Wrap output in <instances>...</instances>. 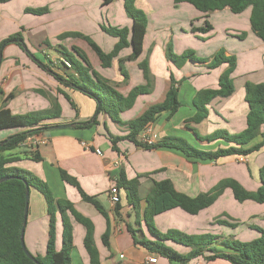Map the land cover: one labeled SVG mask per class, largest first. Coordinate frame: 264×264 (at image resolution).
I'll list each match as a JSON object with an SVG mask.
<instances>
[{"label": "crops", "instance_id": "0c3cea01", "mask_svg": "<svg viewBox=\"0 0 264 264\" xmlns=\"http://www.w3.org/2000/svg\"><path fill=\"white\" fill-rule=\"evenodd\" d=\"M12 1L14 0H10ZM6 4L11 6L9 1L0 3L1 20H10L13 14L9 8H6ZM94 4L102 6V0H94ZM104 6L110 9L106 26L131 29L132 19L124 9L121 0H113ZM40 7L47 9V12L43 15H32L23 11L32 16L28 18L29 22L43 21V25L49 29L42 28L43 30L39 31L43 35L33 45L35 50L32 48V52L30 51L34 57L39 60L43 59L44 54L47 58L57 57L43 45L46 40L52 45L60 44L67 49L76 46L86 54L92 68L104 79L109 80L122 96L126 97L133 88L144 86L147 83L149 92L139 95L130 109L119 114L121 123L114 122L104 113L97 114V104L93 99L78 91L63 88L49 72L41 70L19 47L9 44L2 50L0 62V89L2 91L0 108H6V104L9 105L16 101L12 108L13 110L18 109L15 113L26 114L49 109L51 101L57 99L61 108L60 117L46 120L39 126L72 125L65 129H47L28 136L16 150L5 153V155L11 154L20 158L19 161L9 166L26 170L38 177L47 185L55 200L68 201L77 213L91 222L93 242L99 254L100 264H149L147 260L150 257H156L155 264H180L168 262L133 244L127 227H136L134 224L136 215L128 205L125 193L119 190L121 208L119 216L115 217L114 206L109 202L108 190L114 185L121 171L128 180L137 179L140 220L146 204L145 197L153 181L169 180L178 193L191 198L209 192L225 179L235 180L248 191L258 188L260 184L259 176L256 175L259 171L258 157L264 153V145L247 156H227L216 161H191L178 152L157 147L162 139L172 137L184 139L199 150L216 151L219 148L228 147L229 144L222 140L211 143L199 141L194 132L205 136L216 130L237 134L245 129L248 106L244 99V86L247 82L264 83V43L250 28V8L240 14H232L229 10H223L205 15L188 3L175 5L172 0H135V8L142 11L147 19L140 62L146 60L149 80H145L142 71L138 68L140 62H126L124 63L126 70H136V81H138L136 83L138 84L131 86L130 72L128 79L124 81L118 69V59L128 56L131 52L130 48L123 49L112 61L110 68L103 69L94 52L82 39L56 40L62 31L54 29V24L62 29L60 28L62 24L58 21L66 22L70 13L82 15L79 10L82 3L77 0H42ZM96 11L94 10L95 15L92 17L98 21ZM49 18H51L49 21L46 20ZM205 21L211 25L208 32H192V28L203 27ZM23 27H21L22 30H26L27 26ZM84 28L85 26L81 23V29ZM68 31L85 36V31L77 28H68ZM99 31L106 35L97 28L95 29L97 36H99ZM0 33H3V37L9 35L4 32ZM110 38L114 41L106 44V49L94 43L103 52L109 53L117 42V39ZM168 44L177 55L193 49H197V52L205 50L208 55L207 60L187 61L178 69L165 58L164 51ZM220 50H224L226 56H234L236 59L235 69L231 74L234 92L227 98L213 99L207 106L206 119L200 123H189L185 126V121L196 113L193 104L196 93L200 90L217 89L218 78L228 67L227 64H222L215 69L207 67ZM43 62H45L44 59ZM54 71L62 75V70L55 68ZM171 77L177 82L180 106L171 117L168 113H162L154 122L146 126L151 130L154 147H143L140 141L141 132H138L134 142L122 139L117 141L113 148L110 137H125L130 132L127 126L129 121L138 118L150 106L161 103L170 87ZM57 89H61L69 96L75 109L71 108L66 99L57 93ZM8 95H12V98L3 102ZM7 109L12 112L11 108ZM95 117L96 124L90 127L74 126V124L92 123ZM25 130L28 128L0 130V142ZM41 140L48 142L39 144ZM260 142L261 138L257 137L246 147L257 145ZM96 151H100L101 155H98ZM33 153L39 155L40 161L30 160L29 157ZM61 172L74 179L82 192L94 198L109 216L111 235L108 247H105L101 241L106 230L105 219L94 206L82 201L75 186L62 180ZM229 203L231 207L227 208ZM237 203L231 190L225 188L210 207L200 211L196 216L189 215L180 209H173L155 216L154 224L163 233L174 230L187 235L213 234L223 239L233 238L241 242H249L259 235L252 228L257 227L255 226L256 221L253 224L252 221L261 218L262 225H264V212L256 213L252 209L249 214H245V218H241L239 211L242 208L240 205L238 207ZM246 203L249 207L255 204L249 201ZM67 217L72 227L73 242L70 264H89V257L83 247L86 230L69 213ZM216 219L227 221L235 226L218 225L215 223ZM140 228L145 238L154 240L147 232L142 220ZM229 228L232 232L227 233ZM48 230L49 217L46 213L45 200L40 193L30 189L24 243L32 255H44ZM61 235V216L56 212V251L61 247ZM164 244L181 255L191 250L172 241H166ZM186 264L230 263L221 259L205 261L202 257H198Z\"/></svg>", "mask_w": 264, "mask_h": 264}, {"label": "trees", "instance_id": "16d2710c", "mask_svg": "<svg viewBox=\"0 0 264 264\" xmlns=\"http://www.w3.org/2000/svg\"><path fill=\"white\" fill-rule=\"evenodd\" d=\"M10 0H0V3ZM113 0H102V5H108ZM124 9L132 19L131 29L126 27L116 28L111 26H100L102 32L117 39L113 49L105 53L88 36L80 33L69 32L59 35L56 40L62 41L68 38H79L87 43L100 62V67L107 69L111 67L112 61L118 57V54L125 48H130L128 56L118 59V69L124 81L128 79V74L124 68V63L132 62L138 59L142 54L143 40L146 31L147 19L145 14L135 8V0H121ZM177 5L188 3L194 9L202 14H210L216 11L229 10L232 14H240L250 8V28L252 32L264 43V0H172ZM47 12L45 8L36 10H26V13L32 15H43ZM211 29V25L205 21L203 27L192 28V32L205 33ZM129 37V40H128ZM9 44H15L27 56L35 62L38 67L49 72V74L63 88L78 91L93 99L97 106V114L104 113L114 122L121 123L119 114L128 110L133 105L139 95L149 92L148 83L144 86L133 88L130 93L122 96L110 83L109 80L100 76L90 65L86 54L78 47L72 46L70 49L57 44L52 45L48 40L43 45L51 50L55 56L53 61L44 54L42 60L37 59L29 51L23 42L21 34L15 33L9 35L0 42V54ZM166 59L176 68H181L187 61L203 62L197 60L192 51H185L180 55L173 52L170 44L164 51ZM47 59V60H46ZM68 66H67V65ZM222 64H227V69L218 78L217 89L200 90L196 93L193 100L196 109L195 115L185 121V126L189 123H200L208 116V104L215 98H227L234 92V87L230 75L235 69L236 59L234 56H226L224 50H220L207 65L208 69H215ZM64 69L62 75L54 71ZM138 68L146 81L149 80V72L146 60L138 64ZM245 102L248 106L246 115L245 129L237 134H229L223 130H216L205 136H200L194 132L199 141L211 143L216 140H222L229 144L228 147L219 148L216 151H203L195 149L188 142L181 138H164L158 144V148H163L178 152L183 157L191 161H216L219 158L227 156H247L264 145V83L247 82L244 86ZM57 93L62 95L69 103L71 108L75 109L74 103L69 96L61 89ZM0 95L2 91L0 89ZM12 98L8 95L3 102ZM180 104L178 101L177 82L170 78V87L161 103L150 106L138 118L129 121L127 126L130 129L128 135L123 138L110 137L111 145L115 148L117 141L125 139L135 140L138 132H142L146 126L154 122L162 113H168L171 117L176 113ZM61 108L57 99L51 101V107L45 110L33 111L26 114H13L7 108H0V130L9 128H28V130L14 134L6 140L0 142V264H35L23 252L20 245V230L22 227L25 205V183L29 190L33 189L40 193L46 203V213L49 217L48 241L43 256H34L40 264H70L72 242V227L67 217L69 213L73 219L81 224L86 232L83 239V247L89 257V264H100L99 254L93 242V225L91 222L77 213L72 204L68 201L55 200L47 187L38 177L32 173L10 164L19 161L20 158L15 155H5L7 152L16 150L25 139L33 134L47 130V126H39L46 120L60 117ZM96 124V117L92 123L74 124L79 128L90 127ZM257 137L261 142L257 145L246 147ZM145 147V146H143ZM145 147V148H153ZM30 160L40 161L38 154H31ZM61 178L64 182L75 186L80 194L82 201L91 204L100 213L106 221V230L101 237L102 244L109 246L111 235L110 219L102 206L92 197L87 196L79 188L77 182L71 177L61 172ZM260 184L254 191H248L238 182L232 179L220 181L212 190L207 193H201L196 197H188L178 193L169 180L152 182L151 188L145 197V206L143 208L141 219L139 220L140 197L138 193L139 182L137 179L128 180L124 172L119 173V177L114 183L118 190L125 193L126 200L132 211L136 215L133 228L128 226V232L131 235L132 242L140 246L150 254L166 259L168 262L186 264L190 260L202 257L205 261L221 259L230 264H264V230L260 227H252L259 233V236L249 242L238 240L223 239L218 235L201 234L187 235L178 231L170 230L165 233L160 232L154 224V217L173 209H180L183 212L196 216L200 211L210 207L222 194L225 188H229L232 196L238 203L246 201L255 204H264V165L259 170ZM120 203L114 206V216H119ZM60 213L62 221V235L60 250H55V214ZM142 220L147 232L154 240H148L144 237L140 228ZM218 225L234 227L235 224H229L224 220H215ZM172 241L174 243L190 248V252L181 255L166 246L164 242Z\"/></svg>", "mask_w": 264, "mask_h": 264}, {"label": "rangeland", "instance_id": "374dc122", "mask_svg": "<svg viewBox=\"0 0 264 264\" xmlns=\"http://www.w3.org/2000/svg\"><path fill=\"white\" fill-rule=\"evenodd\" d=\"M77 2L82 3V7L79 8V10L82 12V15L70 13L68 15L69 19L66 20V22L63 20L58 21L60 24H62L60 27L62 29H59L57 24L56 25L54 24V26H53L54 29L62 31V32H60L61 34L73 32V31H68V28H77L78 30L85 31L84 32L85 36L89 35L90 36L89 38L90 39L92 38L93 40L92 39L91 40L93 42H96L101 48L106 49V47H107L106 44H109L110 42L112 43V41H114V40L112 38L104 35L103 33H100V31L98 33L99 36H97L95 29H97V28L100 29V26H106L107 18L109 17V14H110V9L106 8V6H104V5L99 6L97 4H94V0H77ZM9 4L11 6H7V4H6V8H9L10 12H12L13 14H12V17L10 18V20H8V19L7 20H1L0 19V32H4V33L9 34V35H12V34L19 32L21 34L23 42L26 46L27 52L28 51L32 52V50H31L32 48L35 50L33 45L37 42V39L43 35V33L40 34L39 31H42L43 29L44 30H49V29L47 28L46 25H43V21L29 22L30 20L28 21V18H32V16L23 13V11L26 12V10H36V9L41 8L40 6H42V0H14L12 2L9 1ZM21 9H22V12H21ZM94 10H97L96 14L98 15V18H97L98 21H96V18L93 19V17H92L95 15ZM33 18H34V16H33ZM35 18H37V17H35ZM50 19L51 18L46 19V20L49 21ZM26 22H28V23L26 24ZM81 23L85 26L84 29H81ZM23 26H27L26 30L24 29V31L22 30V28H24ZM9 35H6V36L8 37ZM6 36L3 37V33H0V39H1L0 42L3 39L7 38ZM128 40H129V38H128ZM197 51H198L197 49L192 50V52L194 53V56L196 57L197 60H207L208 55H207L205 50L200 51V52H197ZM49 52L51 54L53 53L51 50H49ZM1 55H2V52H1L0 56ZM54 58L50 57V59H52L53 61L55 60ZM140 60H141V57L138 60L136 59L135 61L140 62ZM61 70L63 71L64 69H61ZM125 70H126V68H125ZM126 72H127V74H129V72H130V75H131L130 85L134 86V85L138 84V83H136V82H138V81H136V70L135 69H133V70L129 69V70H126ZM230 78L232 80V75H230ZM232 83H233V81H232ZM112 86L115 88L114 85H112ZM15 103H16V101L12 102L9 105L6 104L7 107L6 106L5 107L11 108V110L14 114H18V113H15L16 110H18V109H16V110L12 109L14 107ZM195 149H197V148H195ZM263 165H264V153L258 157L259 170ZM256 175L259 176V171L256 172ZM222 204L227 205L226 203H222ZM220 205H221V202L219 203V206ZM236 205H238V207L240 205L242 208L239 211L240 212L239 215L241 216V218H245V214L246 215L249 214L252 209H253V212H256V213H259L261 211L264 212V210H262V209H264L263 208L264 204L263 205L251 204L253 206L249 207L247 205V203L244 202V203H237ZM230 207H231V204L229 203L227 208H230ZM212 211H214V209ZM255 221H256L255 226L260 227L264 230V225H262L263 222H261V218L255 219L254 221H252V224ZM252 224H250V225H252ZM222 226H224V225H222ZM223 228H221V229H223ZM228 230L229 231H227V233L232 232L231 228H229ZM225 232H226V230H225ZM227 239L234 240L233 238H227Z\"/></svg>", "mask_w": 264, "mask_h": 264}, {"label": "built area", "instance_id": "2783aa9c", "mask_svg": "<svg viewBox=\"0 0 264 264\" xmlns=\"http://www.w3.org/2000/svg\"><path fill=\"white\" fill-rule=\"evenodd\" d=\"M67 65V64H66ZM68 66V65H67ZM140 141L143 146L145 147H152L153 146V139H152V133L150 128H145L141 134H140ZM47 140H41L39 141V144H46ZM98 155H101L100 151H96ZM108 198L109 202L112 206H115L117 203L120 202V195L119 190L115 185H112L108 190ZM147 262L149 264H155L156 263V257H150L148 258Z\"/></svg>", "mask_w": 264, "mask_h": 264}, {"label": "water", "instance_id": "95a60500", "mask_svg": "<svg viewBox=\"0 0 264 264\" xmlns=\"http://www.w3.org/2000/svg\"><path fill=\"white\" fill-rule=\"evenodd\" d=\"M0 62H1V56H0ZM99 107V105L97 106ZM72 125H60V126H52L49 127V130H56V129H65L68 127H71ZM1 146V144H0ZM5 179L0 180V182H3ZM25 189H26V193H25V205H24V216H23V222H22V227L20 230V245L22 247V250L24 252V254L31 260L33 261L35 264H40L38 261H36L34 259V257L29 253V251L27 250L25 243H24V231H25V226H26V221H27V214H28V201H29V188L27 186V184L25 183Z\"/></svg>", "mask_w": 264, "mask_h": 264}]
</instances>
